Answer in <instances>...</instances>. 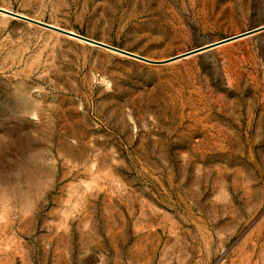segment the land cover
Returning a JSON list of instances; mask_svg holds the SVG:
<instances>
[{"label": "rangeland", "instance_id": "374dc122", "mask_svg": "<svg viewBox=\"0 0 264 264\" xmlns=\"http://www.w3.org/2000/svg\"><path fill=\"white\" fill-rule=\"evenodd\" d=\"M173 56L264 0H0ZM0 264H264V31L147 63L0 13Z\"/></svg>", "mask_w": 264, "mask_h": 264}, {"label": "water", "instance_id": "95a60500", "mask_svg": "<svg viewBox=\"0 0 264 264\" xmlns=\"http://www.w3.org/2000/svg\"><path fill=\"white\" fill-rule=\"evenodd\" d=\"M0 13L6 14V15H9V16L21 19V20H25V21L33 23V24L40 25L42 27H45V28L57 31L59 33L68 35L70 37L82 40L84 42H87V43H90V44H94V45H97V46H101V47L116 51L118 53L124 54L126 56H129V57H132V58H135V59L147 62V63H168V62H172V61H175V60L186 58V57L194 55V54H199V53H203L205 51H209V50H211V49H213L215 47H218V46L227 44L229 42L244 38L246 36H250V35H253V34H256V33L264 31V25H262V26H259L257 28L245 31L243 33H240V34H237V35H233V36L221 39L219 41L212 42L210 44L204 45L202 47L190 50L188 52L173 56V57H171V58H169L167 60L156 61V60H152L150 58H147L145 56L136 54L134 52H131V51H128V50H125V49H122V48H119V47H116V46H113V45H110V44H107V43H104V42H101V41H98V40H95V39H92V38H89L87 36L78 34V33L74 32V31H70V30L55 26V25H52V24H49V23H46V22L31 18L29 16H26V15H23V14H20V13H17V12L2 8V7H0Z\"/></svg>", "mask_w": 264, "mask_h": 264}]
</instances>
